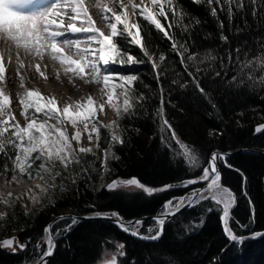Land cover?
Wrapping results in <instances>:
<instances>
[{
	"label": "trees",
	"instance_id": "16d2710c",
	"mask_svg": "<svg viewBox=\"0 0 264 264\" xmlns=\"http://www.w3.org/2000/svg\"><path fill=\"white\" fill-rule=\"evenodd\" d=\"M176 2L190 18L201 21L192 33L195 41L192 50L201 56L211 50L217 56L215 62L206 61L198 65L202 69L200 73L195 71L197 65L186 61L207 98L197 90L163 34L142 20L141 24L149 50L157 55L163 52L167 57L161 65L160 86L163 87L165 101L163 116L181 141L199 154L200 167H186L177 157L179 145L166 129L162 130V120L157 115L161 106L159 86L150 65L134 73L140 77L136 83L137 94L143 92L147 99L136 117L121 118L117 130H123L125 143H114L111 129L100 127L99 148H111V158L106 168L107 182L115 178H136L146 187L158 189L191 175L198 177L213 151L236 148L264 151V132H255L256 127L264 124V87L231 86L228 82L236 74L234 51L233 63L227 62L229 50L237 46L242 48L241 59L244 52L249 53V58L258 53L257 38H264V10L253 19L251 9H246V29L240 14L229 23L226 14L219 13V19L225 25L224 34L229 37L228 44H224L219 39L218 20L209 14L206 6L194 4L192 0ZM161 22L166 25L163 19ZM237 26L244 29L239 36L234 34ZM171 31L180 37L179 29L173 28ZM120 44L123 45L122 41ZM132 48L136 55H143L138 47ZM221 58L225 64L223 68ZM217 71L221 72L220 77L215 76ZM173 80L178 83L173 84ZM113 154L118 159L113 158ZM78 159L79 163H72L68 169L60 165L67 183L57 178L56 186L37 211L15 208L7 211L6 217L0 218V240L5 234L16 233L19 242L31 241L25 251L0 249V263L33 261L37 256L35 245L44 236V228L66 210L75 214L119 211L128 218L139 217L162 212L164 203L179 193L164 191L148 195L138 188L134 191L109 190L106 184L101 183L104 167L97 152L80 154ZM226 161L231 167L220 160L222 181L236 193L231 227L243 235L263 231L264 155L239 152ZM249 201L254 207L250 206ZM209 207L214 210L208 212ZM201 220V226L192 227L193 222L199 224ZM65 223L70 221L61 222L56 227L61 228ZM238 223L246 226L244 232ZM149 228L156 229L154 221L142 223L138 231L147 236L150 234ZM121 243L125 246L122 251L125 255L119 257L123 264H264V238L248 239L242 246L231 244L223 231L220 209L209 202L176 215L167 223L164 234L155 241L137 239L107 221L80 222L71 231L64 232L48 264H95L105 250H116V245Z\"/></svg>",
	"mask_w": 264,
	"mask_h": 264
},
{
	"label": "snow or ice",
	"instance_id": "6c2138e0",
	"mask_svg": "<svg viewBox=\"0 0 264 264\" xmlns=\"http://www.w3.org/2000/svg\"><path fill=\"white\" fill-rule=\"evenodd\" d=\"M110 2L112 7L103 0H95L92 4V7L100 13L101 21L106 25L107 32H105L96 25L85 0H0V38L17 49L15 55L19 68L16 74L20 78V87L23 89V92L18 94L22 107L20 115L26 121L21 125L17 120L16 114L11 111V95L6 93L5 87L0 86V161H2L0 176L4 177L6 183L14 184L25 178L34 179L36 176L45 180L46 177L41 175V172L50 176L57 162L64 169H68L72 163H79L78 154L93 151L91 147L80 146L85 133L89 143L91 144L95 139L96 147H99L100 122L97 111L103 112L105 106L97 104L89 94L85 100L66 103L60 108L55 96L45 97L38 89L27 88L20 72V68L24 67L20 61L21 49L41 58L48 54L53 60L59 61L62 66L66 65L65 74L71 73L72 76L85 83L101 85V92L106 97L105 103L118 116L134 118L138 110L143 107V102L147 97L143 92L137 94L136 83L140 80L138 75L123 74L118 69L145 63L144 59L134 56L126 48L121 47L120 42L138 47L143 56L147 58V62L151 64L159 86L161 106L157 115L162 120V130L166 129L172 140L179 145L181 151L177 157L186 167L190 169L200 167L199 154L193 147L181 143L172 125L163 116L165 101L164 90L160 86L161 65L167 57L163 52L157 55L149 50L144 40L141 20L146 22V25L152 26L158 33H162L163 37L170 42V50L179 56L184 71L191 78L197 90L207 98L205 90L186 63L189 61L197 65L195 71L200 73L202 69L198 65L206 61L215 62L217 60V56L211 50L203 56L192 50L195 44L192 33L201 21L198 18H190L182 8L178 7L176 0H139V3L135 0H127V3L125 0H110ZM192 2L206 6L209 14L218 20L219 39L224 44H228L229 37L224 34L225 25L224 21L219 19V13H225L229 23H232L236 15L240 14L246 29L248 26V21L245 19L246 9H251L253 19H256L258 14L264 10V0H192ZM133 17L137 19L133 20ZM162 19L166 25L161 22ZM173 28L180 30L179 38L171 31ZM243 31L244 29L237 26L234 34L239 36ZM257 43L259 51L252 58H249L248 52H244L243 59H241L242 48L240 46L229 50L228 64L233 63L232 52L236 53V74L228 82L231 86L236 88L264 87V38H257ZM66 48L78 58L67 55ZM11 62V55L6 58L4 53L0 52V85L7 83ZM220 63L223 68L225 64L222 58ZM36 71L42 78L47 79L39 65L36 66ZM257 72L260 74L256 75ZM215 76L220 77L221 72H215ZM57 79H59V74ZM172 83L178 82L173 80ZM180 86L184 87L183 84ZM52 121L54 123H51ZM69 125L73 129L71 135L68 132ZM105 127L114 129L112 131L114 143L121 145L125 143L123 130H117L119 125L115 121ZM255 132H264V124L256 127ZM73 141L78 147H73ZM108 155L106 150L104 160L101 162L105 167ZM113 158L118 159L114 154ZM218 160H223L226 166L231 167L227 165L226 156L223 153L212 152L201 174L182 181L180 185L183 188H190L192 185L204 184V187L191 188L185 196L166 201L163 205V212L153 218L156 229L149 228V235L143 236L138 231L142 221L130 222L126 225L118 218V214L113 213L112 216L117 217L116 223L124 232L141 239L155 241L163 235L166 222L182 209L209 202L220 209L223 231L231 244L242 246L248 239L264 238V233L251 232L243 235L238 234L231 227V209L235 206L236 197L229 188L221 184V175L216 167ZM37 161L40 163L36 169H33ZM55 175L59 176L60 173L56 172ZM51 178L55 179V176ZM129 186L142 189L148 195L169 191L175 187L169 184L158 189L149 188L136 178H132L121 182L113 181L107 185V188L113 190ZM36 188L42 193L48 191L47 187L41 185H36ZM27 195L33 203L38 202L39 197L34 192L30 191ZM13 198L20 199L19 196L14 197V194L9 192L7 198L0 197V202L8 204ZM249 202L250 206L254 207L251 201ZM213 210L212 207L207 209L208 212ZM6 216L7 213L0 214V218ZM100 218L110 217L101 216ZM61 221H70V223H65L63 228L56 227ZM77 222L78 218L75 216H60L47 225L44 228V236L36 242L37 256L34 264H48V257L54 255L55 252V237L60 236L62 232L71 231ZM202 224L203 220L199 224L193 222L192 227L195 228ZM238 227L242 232L246 229V226L239 225V223ZM30 242L29 240V242L21 243L15 237L7 238L0 240V249L12 248L13 252L17 249L25 251ZM124 247L122 243L116 245L118 255L113 254V259L107 261L106 264H119V257L125 255L119 250Z\"/></svg>",
	"mask_w": 264,
	"mask_h": 264
},
{
	"label": "bare ground",
	"instance_id": "6f19581e",
	"mask_svg": "<svg viewBox=\"0 0 264 264\" xmlns=\"http://www.w3.org/2000/svg\"><path fill=\"white\" fill-rule=\"evenodd\" d=\"M95 2L92 0H85L86 6L89 7L93 18L96 21V25L100 27L101 29L105 30L107 32L106 25L101 21L100 19V13L98 10L92 7V4ZM104 3H108L110 7L113 5L111 4L110 0H103ZM136 3H139V0H135ZM125 3H127V0H125ZM1 44H4V48L0 49L1 52L4 53L5 57H8V54L6 52L7 48L11 49L13 54L15 55L17 49L9 42L4 41L2 38H0ZM23 49L20 50V61H22L24 67L20 68V72L22 73L24 77V82L26 84L27 88H39L43 92H51L57 97H64L68 96L72 101H82L85 100L86 97L91 94L94 100L97 104H104L103 112L97 111L99 115L104 114H110L113 109L109 107L105 101L106 97L101 92V85L96 83H85L81 79L72 76L71 73L65 74L64 68L66 65H61L60 70L54 68V66L48 61H42L40 59H37L34 62L29 61L32 56V54H26ZM65 53L67 55H73V52L69 51L67 48L65 49ZM49 57H51L48 54H45ZM73 58H78L73 55ZM53 62L59 63V61L53 60ZM40 66V70L45 73V76L47 79L42 78L38 72L36 71V66ZM19 68V63L17 62L16 56H12V62L9 65V72L10 74L7 76V83L4 85H0L5 87L6 93L11 95V98L17 97L19 93L23 92V89L20 87V78L17 76V69ZM59 74V79H57V75ZM71 77V82H70ZM48 83V85H47ZM36 182L34 180H27L24 182H19L17 184L13 185H3L2 188L5 191H12L17 194L25 193L32 185H34ZM99 212V211H98ZM102 221V220H100ZM61 223V222H60ZM111 223V222H110ZM114 224V223H113ZM116 225V224H115ZM118 228L119 226L116 225ZM142 235V234H141ZM145 236V235H143Z\"/></svg>",
	"mask_w": 264,
	"mask_h": 264
},
{
	"label": "rangeland",
	"instance_id": "374dc122",
	"mask_svg": "<svg viewBox=\"0 0 264 264\" xmlns=\"http://www.w3.org/2000/svg\"><path fill=\"white\" fill-rule=\"evenodd\" d=\"M94 1V0H92ZM133 20L137 19L136 17H133L132 18ZM123 45H121V47H124L126 48L129 52H131L134 56L138 57V58H141V59H144L145 60V63L143 64H138V65H132L131 67H123V68H119L118 70L123 73V74H134L139 68L140 69H144V67H148L150 66L151 64L147 62V58L144 57L142 54L140 55H136L135 53H133V48L132 46H129V45H126L123 41H122ZM8 49V48H7ZM13 53V52H12ZM11 54V51H9V55ZM27 54V53H26ZM32 58L36 61L37 59H40L42 61H48L51 62L53 61V59L47 55H44L42 58L41 57H37V56H32ZM60 66H58V70ZM55 68V67H54ZM57 68V67H56ZM55 68V69H56ZM48 85V83H47ZM49 86V85H48ZM45 97H50V96H55L58 100V107L62 108L66 103H75L74 101H72V99H70L68 96H64V97H57L56 95H54L53 93L51 92H43L41 89L37 88ZM12 99V107H11V111L13 113L16 114V118L17 120H19L20 124L23 125L26 123L25 119L20 115L21 113V110H22V107L19 103V97H14V98H11ZM98 115V118H99V122H100V127L102 126H107V125H110L112 124L113 121L116 122V124L118 125L121 118L120 116H118L116 114V112L113 110L110 114H104V115ZM51 123H54V121H52ZM81 128H82V125H81ZM109 128V127H108ZM111 131H113L114 129L110 128ZM73 129L71 128V126L69 125L68 126V132H69V135H71ZM177 137L179 138V136L177 135ZM179 140L181 141V139L179 138ZM181 143H183L181 141ZM80 146H83L85 148H88V147H91L93 148V152H97L98 156L101 158V160L103 161L104 160V154H105V150L101 149V148H97L96 147V142H95V139L93 140V142L90 144L88 139H87V134L85 133L82 137V141H81V145ZM73 147L76 148L78 147L75 143V141H73ZM180 148V147H179ZM108 160H107V166H108V162L111 158V148H109L108 150ZM181 151V149H180ZM80 154H78L79 156ZM40 162L37 161L36 164L33 165V169H36V166L39 164ZM62 166V165H61ZM107 166H103L104 167V170L102 172V175H101V183H103L104 185H108L110 183H112L114 181L111 180V181H106L107 179V176H106V168ZM61 167H60V164L57 162L53 172L51 173V175L49 176L48 174L46 173H43L41 172V175H44L46 177L45 180H41L39 178V176H36L34 179H22L20 180L19 182H24V181H27V180H34L36 183L34 185H32L25 193H21V194H17L15 192H12V191H5L2 186L3 185H13V184H9V183H6L5 182V179L3 176H0V197L2 198H7V194L9 192L13 193L14 194V197L15 196H19L20 199L19 200H16V199H12L8 204H5L3 202H0V214H3V213H6L7 211L11 210V209H21V208H24L25 210H31V211H37L39 209V207L41 206V204H43L46 200V198H48L49 196V193L51 191V189L56 186V179L59 178V181H61L62 183H67V179L65 178V175L63 174V172L61 171ZM56 172H59L60 175L59 176H56L55 173ZM52 176H55V179H52L51 177ZM18 182V183H19ZM14 184H17V183H14ZM36 185H41L43 187H47L48 188V191L47 192H40V190L38 188H36ZM194 186L196 185H192L190 186V188H193ZM198 186V185H197ZM227 186V185H226ZM229 187V186H228ZM119 189H123L124 191H134L135 188L134 186H129V187H119ZM139 189V188H138ZM185 189H189V188H185ZM231 189V188H230ZM34 192L38 197H39V200L38 202L36 203H33L31 200L28 199V193L29 192ZM233 191V190H232ZM184 192V191H183ZM234 192V191H233ZM235 193V192H234ZM235 197H236V193H235ZM236 203V202H235ZM163 212V211H162ZM64 213H72L71 210H66ZM61 222H65V221H61ZM80 223V222H79ZM78 224V223H77ZM63 228V227H61ZM55 231V229H54ZM256 233H260V232H256ZM62 236H64V232H62V234L58 237H55L57 239V246H58V242L60 240V238H62ZM12 237H15L17 238V235L16 233H8V234H5L3 235L2 239H7V238H12ZM114 249V248H113ZM119 251H123L122 250H119ZM113 254H117V250H110V249H107L103 252L102 256H101V259L95 263V264H105L107 261H111L113 259ZM34 261V260H33ZM32 262V261H30Z\"/></svg>",
	"mask_w": 264,
	"mask_h": 264
},
{
	"label": "water",
	"instance_id": "95a60500",
	"mask_svg": "<svg viewBox=\"0 0 264 264\" xmlns=\"http://www.w3.org/2000/svg\"><path fill=\"white\" fill-rule=\"evenodd\" d=\"M213 152H220V153H223L225 156H226V159L227 158H229V157H231L232 155H234V154H236V153H239V152H249V153H256V154H263L264 155V151H258V150H254V149H249V148H236V149H233V150H229V151H221V150H216V151H213ZM211 156V155H210ZM216 167H217V169H218V171H219V173H220V175H221V184L223 185V186H225V187H227V188H229L230 189V187H228V186H226L224 183H223V181H222V179H223V176H222V171H221V165H220V160H218L217 161V164H216ZM129 179H132V178H129ZM128 179V180H129ZM187 179H189V178H187ZM184 180H186V179H184ZM184 180H182V181H184ZM182 181H177V182H172V183H170L171 185H175V187H173L171 190H174V189H183V187H181L180 185H181V182ZM167 185H169V184H167ZM198 185V186H197ZM194 188H202V187H204V184H197ZM108 189V188H107ZM171 190H169V191H171ZM231 191H232V189H230ZM190 191H188V192H185V193H183V194H181L180 196H173L171 199H173V198H180V197H183V196H185L187 193H189ZM233 192V191H232ZM234 193V192H233ZM235 194V193H234ZM190 208H192V207H185L184 209H182L179 213H181V212H183V211H185V210H187V209H190ZM233 209V208H232ZM232 209H231V215H232ZM113 213H116V214H118V218L120 219V220H122V222L124 223V224H129L130 222H135V221H142V223H145V222H148V221H154V217H157V216H159L162 212H160V213H157V214H146V215H143V216H139V217H130V218H128V217H126V216H124V215H122L119 211H105V212H92V213H88V214H75V213H61V214H59V215H57V216H55L50 222H49V224H51L54 220H56V219H58L60 216H75V217H77L78 218V222L77 223H79V222H83V221H87V220H102V221H107V222H111V223H114V224H116V225H118L117 223H116V220H117V217H114V216H112V214ZM178 213V214H179ZM177 214V215H178ZM101 216H104V217H110V218H100ZM174 217H172V218H170L167 222H166V224H165V226H164V231H165V227H166V225H167V223L170 221V220H172ZM76 223V224H77ZM48 224V225H49ZM120 228V227H119ZM121 229V228H120ZM164 231H163V234H164ZM127 234H129L128 232H126ZM260 233H264V230L263 231H260ZM129 235H131V234H129ZM131 236H133V235H131ZM133 237H135V238H137V239H141V238H139V237H137V236H133ZM141 240H144V241H152V240H147V239H141ZM55 242H56V248H55V252H56V249H57V239L55 238ZM55 252H54V254H55ZM53 257V255L52 256H50V257H48V262L50 261V259ZM0 264H5V263H0ZM19 264H34V261H32V262H25V263H19ZM106 264V263H105Z\"/></svg>",
	"mask_w": 264,
	"mask_h": 264
},
{
	"label": "flooded vegetation",
	"instance_id": "af4514ba",
	"mask_svg": "<svg viewBox=\"0 0 264 264\" xmlns=\"http://www.w3.org/2000/svg\"><path fill=\"white\" fill-rule=\"evenodd\" d=\"M192 177H194V175H191V177H189V178H192ZM129 179V178H128ZM127 178H115L114 179V181H117V182H121V181H126V180H128ZM123 188V187H122ZM116 189H119V188H116ZM191 190V188H189V189H185V188H183V189H174V190H171V191H169V192H176V193H178V194H176V195H174V196H180L181 194H183V193H185V192H188V191H190ZM184 191V192H183ZM119 264H123V262L119 259Z\"/></svg>",
	"mask_w": 264,
	"mask_h": 264
}]
</instances>
